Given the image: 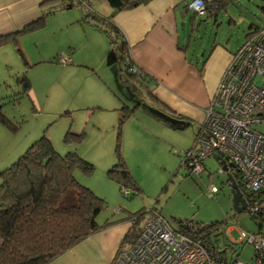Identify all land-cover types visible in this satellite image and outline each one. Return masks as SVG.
<instances>
[{"label": "rangeland", "instance_id": "1", "mask_svg": "<svg viewBox=\"0 0 264 264\" xmlns=\"http://www.w3.org/2000/svg\"><path fill=\"white\" fill-rule=\"evenodd\" d=\"M98 5L93 1L94 9ZM82 11L79 2L58 9L46 16L41 28L22 34L17 45L6 46L5 71L0 70V114L9 123L0 121V171L45 132L59 154L75 150L93 164L91 174L76 170L74 175L105 200L98 220L126 218L155 207L173 228L178 220L199 225L216 222L220 226L213 234L226 257L249 261L252 246L240 232H264V219L247 209L235 211L226 173L218 171L222 159L217 153L206 157L199 174L181 164L198 126L168 120L164 111L152 106L145 90L127 84L116 73L119 59L107 63L113 49L106 35L84 19ZM192 15L195 24L188 53L204 61L216 45L234 51L249 32L264 25V0H234L216 17L187 10V16ZM66 54L70 62L64 63L61 57ZM22 74L30 85L27 94L17 82ZM124 104L135 107L119 126ZM259 129L264 131V126ZM66 132H83V137L69 143L64 140ZM117 150L140 189L127 197L107 176V169L117 161ZM211 186L216 190L211 192Z\"/></svg>", "mask_w": 264, "mask_h": 264}, {"label": "trees", "instance_id": "2", "mask_svg": "<svg viewBox=\"0 0 264 264\" xmlns=\"http://www.w3.org/2000/svg\"><path fill=\"white\" fill-rule=\"evenodd\" d=\"M149 1L107 0L112 8V13L108 17H98L90 13L96 18L93 24L105 33L112 51L118 46L122 48V53H116L121 63L120 70H117L118 75L124 77L126 83L129 82L134 88H140L138 90H143V84L139 79L143 76V71L137 66L135 71L131 69L134 64L123 55L125 52L123 36L119 29L111 23L110 17L119 10L130 9ZM233 1L205 0L203 15L216 17L222 9L226 8L227 4ZM188 3L184 6L188 7ZM53 11L49 9L48 12ZM46 14L45 11L37 19L13 34L0 36V44L9 40L15 42L17 35L21 32L41 28L44 25ZM92 17L90 18L94 19ZM117 35L121 37L118 42ZM17 82L21 84L22 93L26 94L30 89L26 75L17 76ZM147 95L150 97L149 91ZM134 107L126 105L121 107L119 126L124 119L129 117ZM156 109L164 111L170 121L181 119L179 115L170 113L160 106ZM0 121L4 124L9 123L2 114H0ZM199 132L200 128L191 148L196 146L195 141ZM82 137L83 132L76 134L66 132L64 140L69 143L78 142ZM116 147L118 148V145ZM116 153L117 161L107 169V176L119 184L121 191L123 188L128 189L126 194L123 193L127 197L130 192L133 195L140 189L121 159L119 151L117 150ZM76 170L89 175L93 172L94 166L75 150L59 154L43 132L14 162L0 171V264H46L107 224V221L104 223L97 221V215L105 206V200L77 180L74 175ZM233 177L239 188L244 191L242 178L237 170H233ZM144 211L140 209L127 216L131 223L123 237L124 242H131L137 236L140 229L138 223ZM254 217L260 218L258 215ZM177 222V227L174 229L186 234L209 233L218 230L220 226L216 222L208 225H199L191 220H178Z\"/></svg>", "mask_w": 264, "mask_h": 264}, {"label": "built area", "instance_id": "3", "mask_svg": "<svg viewBox=\"0 0 264 264\" xmlns=\"http://www.w3.org/2000/svg\"><path fill=\"white\" fill-rule=\"evenodd\" d=\"M78 2L91 9L90 0ZM204 5L205 0H190L187 6L203 15ZM61 60L70 62V57L66 54ZM259 126H264V25L231 53L204 109L195 149H187L181 159L189 171L199 174L206 157L217 153L222 159L218 171L226 165L232 175L233 170L239 172L245 209L264 219V131ZM215 190L211 186V192ZM122 191L126 194L128 189ZM213 232L175 230L158 209L149 207L143 212L137 236L116 251L111 264H264V232H240L252 246L249 261L228 259Z\"/></svg>", "mask_w": 264, "mask_h": 264}, {"label": "crops", "instance_id": "4", "mask_svg": "<svg viewBox=\"0 0 264 264\" xmlns=\"http://www.w3.org/2000/svg\"><path fill=\"white\" fill-rule=\"evenodd\" d=\"M90 1V10L81 5L84 19L90 20L93 27L103 32L93 24L96 18L92 16L108 17L112 13V8L107 0H93L99 4L94 9L93 1ZM189 1L150 0L146 4L119 10L110 19L123 36L125 51L123 55L143 71V76L139 79L143 84L142 89L146 93L150 92L148 98L152 106H160L170 113L179 115L181 120L190 121L199 129L204 117V109L216 89L231 53L235 50L231 51L222 45H216L203 63L199 58H193L194 53L189 55L188 43L195 24L193 15L187 16L189 8L184 6ZM75 2L77 1L0 0V36L15 33L45 11L47 16L58 9L69 8ZM49 9L54 11L48 12ZM90 13L93 15L91 16ZM24 33L26 32L18 34L15 42L9 40L0 44V70L1 68L4 70L2 62L8 51L6 46L12 43L17 45L19 37ZM117 37L118 42L121 37L119 35ZM121 50L122 48L118 46L114 52L120 53ZM20 55L26 65V58L21 53ZM2 74L0 71V76ZM29 91L30 89L26 94ZM97 221L98 223L107 221V224L46 264H111L116 251L127 243L123 241V237L130 227V221L127 217L121 216L105 217ZM141 221L142 216L139 226Z\"/></svg>", "mask_w": 264, "mask_h": 264}, {"label": "water", "instance_id": "5", "mask_svg": "<svg viewBox=\"0 0 264 264\" xmlns=\"http://www.w3.org/2000/svg\"><path fill=\"white\" fill-rule=\"evenodd\" d=\"M108 56H109L108 60H107L108 64L113 63L116 60H118L114 51H111ZM230 166L233 167V164L230 163ZM223 170L225 171L226 177H227L229 184H230L231 201H232L233 208L235 209V211L245 209L246 202L244 200V197L242 196V192H241L239 186L237 185V183L234 180L233 175L229 171H227L226 165H223Z\"/></svg>", "mask_w": 264, "mask_h": 264}]
</instances>
